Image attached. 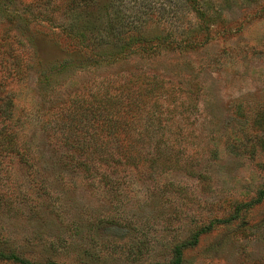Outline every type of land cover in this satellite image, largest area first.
<instances>
[{
  "label": "rangeland",
  "instance_id": "rangeland-1",
  "mask_svg": "<svg viewBox=\"0 0 264 264\" xmlns=\"http://www.w3.org/2000/svg\"><path fill=\"white\" fill-rule=\"evenodd\" d=\"M30 2L35 3H16ZM142 2L165 10L162 21L150 22L152 33L178 36L183 30L185 38L200 41L199 49L70 70L40 90L29 77L10 87L19 115H29L21 135L29 163L0 156V252L33 264H168L174 246L264 191V130L255 128L264 112V2L207 0L213 13L207 31L200 32L201 22L190 9L175 16V0ZM95 3L91 15L105 14L107 0ZM46 4L54 8L55 22L67 18L65 3ZM34 35L42 63L72 53L57 30L42 25ZM136 74L188 82L200 90V115L190 117L194 139L187 149L198 161L154 177L143 168L138 178L130 168L118 172L114 185L104 186L66 164V149L45 131L43 113L92 82ZM183 264H264V203L201 236L183 252Z\"/></svg>",
  "mask_w": 264,
  "mask_h": 264
},
{
  "label": "trees",
  "instance_id": "trees-1",
  "mask_svg": "<svg viewBox=\"0 0 264 264\" xmlns=\"http://www.w3.org/2000/svg\"><path fill=\"white\" fill-rule=\"evenodd\" d=\"M34 1L22 6L16 3L18 0H0V156H14L25 164L29 157L21 135L29 115H19L12 84L29 77L40 90L51 87L54 79L70 70L101 69L132 58H158L164 51L191 52L201 45L194 38H185L182 29L178 36L173 31L152 33L150 22L162 21L165 10H156L142 0H107L105 14L97 17L91 15L98 7L96 0H59L66 5L67 18L61 22L51 18L54 8L47 6L49 0ZM244 1L251 5L264 2ZM174 3L176 17L188 8L201 22L199 32L207 31L213 13L207 8V0ZM42 25L57 30L71 43L72 53L67 58L40 62L34 51V34ZM199 95L194 84L156 76L136 74L125 79H102L47 108L43 127L66 149L68 166L86 179L112 186L119 171L129 173L132 168L140 178L141 169L146 168L149 177H154L158 171L182 162L198 161L187 149L194 139L190 117L200 115ZM257 116L255 128L264 130V112ZM187 169L194 171L192 167ZM189 175L203 180L200 174ZM262 203L264 191L258 192L256 199L237 205L231 216L215 220L174 246L168 264H183V252L194 248L201 236L215 226L231 225L241 211ZM0 261L33 264L2 252Z\"/></svg>",
  "mask_w": 264,
  "mask_h": 264
}]
</instances>
